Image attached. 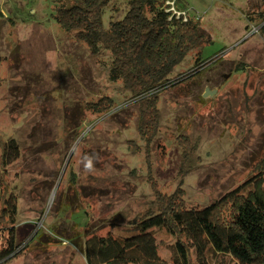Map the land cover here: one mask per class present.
<instances>
[{
	"label": "rangeland",
	"instance_id": "rangeland-1",
	"mask_svg": "<svg viewBox=\"0 0 264 264\" xmlns=\"http://www.w3.org/2000/svg\"><path fill=\"white\" fill-rule=\"evenodd\" d=\"M127 1L112 0L105 26ZM68 2L0 0V179L17 202L21 249L56 222L52 211L64 194L80 209L65 229L102 224L104 233L116 213L125 221L153 204V183L162 194L181 192L188 208H201L257 172L264 156V38L257 15L264 0H179L205 35L174 74L197 59L206 65L188 85L161 94L160 129L146 144L129 94L52 17ZM206 89L213 94L203 97ZM105 98L114 105L98 114ZM9 139L19 155L2 163ZM65 243L33 244L10 264H85L82 252ZM158 248L168 256L164 242Z\"/></svg>",
	"mask_w": 264,
	"mask_h": 264
},
{
	"label": "trees",
	"instance_id": "trees-1",
	"mask_svg": "<svg viewBox=\"0 0 264 264\" xmlns=\"http://www.w3.org/2000/svg\"><path fill=\"white\" fill-rule=\"evenodd\" d=\"M111 2L70 0L52 17L63 31L85 43L108 68V80L120 83L129 94L127 100L138 113V134L146 144L160 129L161 94L188 85L202 73L206 63L199 59L185 73L174 70L204 42L205 34L200 20L187 16L179 0H128L121 16L105 26L102 17ZM257 16L264 38V13ZM180 90L189 95V88ZM101 101L98 114L108 113L115 102ZM18 149L13 139L5 141L2 163L17 159ZM256 166L257 172L243 185L201 208H188L181 192L162 194L153 183V204L125 221L116 213L106 219L109 230L104 233L102 224L92 228L72 223L65 229L80 209L64 194L52 211L56 222L22 249L16 236L17 202L12 192L4 194L0 179V264H10L33 244L59 241L81 251L85 264H264V156ZM73 181L69 189L75 187ZM80 189L85 193L86 188ZM160 241L168 256L159 253Z\"/></svg>",
	"mask_w": 264,
	"mask_h": 264
},
{
	"label": "water",
	"instance_id": "water-1",
	"mask_svg": "<svg viewBox=\"0 0 264 264\" xmlns=\"http://www.w3.org/2000/svg\"><path fill=\"white\" fill-rule=\"evenodd\" d=\"M213 92H210V90L206 89L205 92L203 93V97L211 96Z\"/></svg>",
	"mask_w": 264,
	"mask_h": 264
}]
</instances>
